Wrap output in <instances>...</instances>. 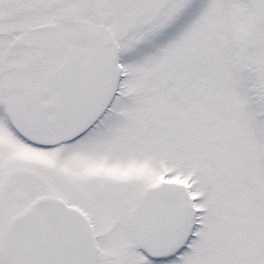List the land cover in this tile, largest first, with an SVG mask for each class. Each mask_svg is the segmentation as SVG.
Segmentation results:
<instances>
[{
    "label": "snow or ice",
    "instance_id": "6c2138e0",
    "mask_svg": "<svg viewBox=\"0 0 264 264\" xmlns=\"http://www.w3.org/2000/svg\"><path fill=\"white\" fill-rule=\"evenodd\" d=\"M0 264H264V0H0Z\"/></svg>",
    "mask_w": 264,
    "mask_h": 264
}]
</instances>
